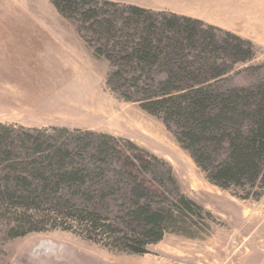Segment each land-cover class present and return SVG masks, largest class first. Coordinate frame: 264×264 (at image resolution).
<instances>
[{"label": "rangeland", "instance_id": "rangeland-1", "mask_svg": "<svg viewBox=\"0 0 264 264\" xmlns=\"http://www.w3.org/2000/svg\"><path fill=\"white\" fill-rule=\"evenodd\" d=\"M97 2L87 1L80 9L97 6L91 19L79 12L62 15L51 0H0V123L14 133L40 131L44 140H67L76 164L101 167L97 172L107 178L125 170L124 157L141 160L138 174L148 186L152 206L170 210L176 222L169 223L160 240L148 243L145 253L133 254L102 228L76 223L70 210L42 203L4 204L0 264H264V169L251 186L242 182L223 189L209 183L177 142L174 123L149 114L141 107L143 96L127 90L140 73L127 68V81L120 88V81L111 76L115 67L95 53L103 50L105 38L93 29H99L95 22L112 19L122 6L165 16L184 13L198 20L205 33L229 44L237 42L226 33L252 44L248 62L234 65V59L227 58L229 71L211 82L222 80L219 86L245 89L258 99L254 89L264 84V0H138L147 7L126 0ZM165 75L163 69L145 70L140 82ZM234 120L240 129L248 128L242 116ZM85 132L109 136L115 157L93 159L95 150L76 147L75 137ZM215 156L224 159L226 145ZM110 205L112 212L120 208ZM98 209L107 222L121 224L100 203Z\"/></svg>", "mask_w": 264, "mask_h": 264}, {"label": "trees", "instance_id": "trees-1", "mask_svg": "<svg viewBox=\"0 0 264 264\" xmlns=\"http://www.w3.org/2000/svg\"><path fill=\"white\" fill-rule=\"evenodd\" d=\"M87 1L98 3H51L62 15L79 12L92 19L98 13L97 6L80 11ZM122 7L113 13L112 19L95 22L99 29L93 28L105 38L103 50L97 48L95 53L115 67L111 76L124 88L127 78L123 74L127 68L140 73L131 78L127 90L134 89L143 96L141 107L149 114L174 123L177 142L188 151L209 183L223 189L242 182L253 185L264 169V84L254 89L260 94L256 99L245 89L219 86L222 80L211 82L227 74V58L234 59V65L248 62L252 44L226 33L237 42L229 44L214 33H205L198 27V20L186 16H165L130 5ZM123 29L132 33L116 34ZM108 48L111 50L106 51ZM153 68L163 69L165 77L149 78L150 84L141 83L144 71L151 73ZM239 116L247 122L246 130L235 126L234 119ZM43 138L44 132L14 133L0 123V205L38 207L42 203L59 211L70 210L76 223L92 230L102 228L122 250L133 254L145 253L144 247L160 240L170 224L176 222L170 210L152 206L146 182L138 174L143 166L138 164L141 160L124 157L125 170L116 171L111 179L104 172H97L101 167L96 170L76 164L67 140ZM94 138L98 139L97 144L92 142ZM74 140L76 147L95 150L97 155H91L93 159L100 157L105 161L116 155L107 135L85 132ZM222 144L226 145L227 156L219 159L215 155ZM184 202L180 200L179 204L185 205ZM99 203L106 214L112 213L115 222L119 220L121 224L107 222L99 212ZM110 203L120 208L112 212ZM123 224L127 231L122 230Z\"/></svg>", "mask_w": 264, "mask_h": 264}, {"label": "crops", "instance_id": "crops-1", "mask_svg": "<svg viewBox=\"0 0 264 264\" xmlns=\"http://www.w3.org/2000/svg\"><path fill=\"white\" fill-rule=\"evenodd\" d=\"M127 2H130L132 4H136V5H139L141 7H147V5H144L142 3H139L138 0H126ZM174 14H177V15H184V16H187L186 14L184 13H177V12H174Z\"/></svg>", "mask_w": 264, "mask_h": 264}]
</instances>
